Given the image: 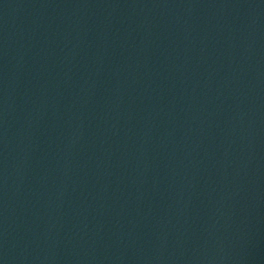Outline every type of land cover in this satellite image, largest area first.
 I'll list each match as a JSON object with an SVG mask.
<instances>
[{
    "label": "water",
    "instance_id": "95a60500",
    "mask_svg": "<svg viewBox=\"0 0 264 264\" xmlns=\"http://www.w3.org/2000/svg\"><path fill=\"white\" fill-rule=\"evenodd\" d=\"M0 264H264V0H0Z\"/></svg>",
    "mask_w": 264,
    "mask_h": 264
}]
</instances>
